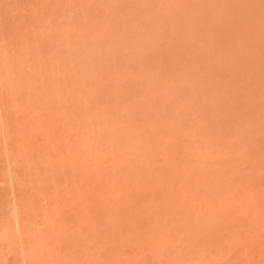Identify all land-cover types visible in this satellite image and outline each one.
<instances>
[{
    "label": "rangeland",
    "instance_id": "obj_1",
    "mask_svg": "<svg viewBox=\"0 0 264 264\" xmlns=\"http://www.w3.org/2000/svg\"><path fill=\"white\" fill-rule=\"evenodd\" d=\"M0 264H264V0H0Z\"/></svg>",
    "mask_w": 264,
    "mask_h": 264
}]
</instances>
